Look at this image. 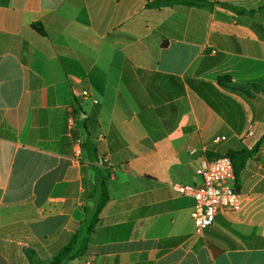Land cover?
<instances>
[{
  "label": "crops",
  "instance_id": "crops-1",
  "mask_svg": "<svg viewBox=\"0 0 264 264\" xmlns=\"http://www.w3.org/2000/svg\"><path fill=\"white\" fill-rule=\"evenodd\" d=\"M161 1L0 0V264H47L102 179L66 264H264V0ZM243 149L241 209L197 231L174 185Z\"/></svg>",
  "mask_w": 264,
  "mask_h": 264
},
{
  "label": "built area",
  "instance_id": "built-area-1",
  "mask_svg": "<svg viewBox=\"0 0 264 264\" xmlns=\"http://www.w3.org/2000/svg\"><path fill=\"white\" fill-rule=\"evenodd\" d=\"M82 94L88 96L89 93L83 91ZM224 139L225 137H217L213 142L218 143ZM196 175L202 180L200 186L175 184L174 188L179 193L194 198L195 206L191 217L197 231L203 232L213 225L219 211H239L242 205L235 187V168L229 156L204 159L196 169Z\"/></svg>",
  "mask_w": 264,
  "mask_h": 264
},
{
  "label": "trees",
  "instance_id": "trees-1",
  "mask_svg": "<svg viewBox=\"0 0 264 264\" xmlns=\"http://www.w3.org/2000/svg\"><path fill=\"white\" fill-rule=\"evenodd\" d=\"M160 2V1H159ZM158 2V3H159ZM186 3L189 5H200L202 4L199 0H163L161 3L163 4H175V3ZM40 34H44V31L41 28L40 24L32 25ZM229 80L228 76H222L219 78L220 82ZM85 147L88 150H94L91 145L89 135L85 142ZM254 150L243 149L241 151H228L227 156L233 162L235 168L236 178L238 177L243 170L247 160L253 155ZM218 155L217 157H219ZM95 191L98 193V199L95 202V207L91 213L90 218L83 222L82 227L73 235L71 241L65 245L56 255L52 257V259L47 264H66L69 260L74 259L78 255L84 254L87 251V243L89 241V236L93 231L95 225L99 221V213L104 206L108 195L106 191V183L105 179L99 181V183L95 186Z\"/></svg>",
  "mask_w": 264,
  "mask_h": 264
}]
</instances>
